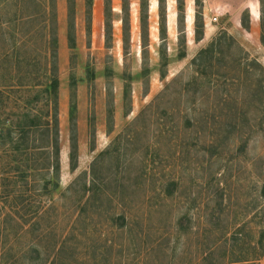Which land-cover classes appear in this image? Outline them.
Returning <instances> with one entry per match:
<instances>
[{
    "label": "rangeland",
    "instance_id": "obj_1",
    "mask_svg": "<svg viewBox=\"0 0 264 264\" xmlns=\"http://www.w3.org/2000/svg\"><path fill=\"white\" fill-rule=\"evenodd\" d=\"M87 1L0 0V125L46 113L19 85L46 84L54 35L60 150L49 197L45 156L0 145V264H264L260 0Z\"/></svg>",
    "mask_w": 264,
    "mask_h": 264
},
{
    "label": "trees",
    "instance_id": "obj_2",
    "mask_svg": "<svg viewBox=\"0 0 264 264\" xmlns=\"http://www.w3.org/2000/svg\"><path fill=\"white\" fill-rule=\"evenodd\" d=\"M53 2L54 0H46ZM70 5L73 6L72 0H69ZM91 1H87L88 10L87 13H91ZM260 4L263 6L264 9V0H260ZM50 12V11H49ZM261 42L264 44V14H262L261 18ZM200 29H198L199 35L202 34L200 24ZM74 22L73 19L69 20L68 24V42L70 48L73 49L75 44L74 39ZM52 36V34H51ZM50 49L51 53L49 59L54 58V61L50 64V73L46 74L48 80L44 86L37 85L33 83V86L27 85V83L23 85H19L21 87H27L34 89L37 94L35 96V102L40 101L42 98L46 99V113L43 111H38L34 109H26L22 113H19L17 116L18 121L15 123L13 127L6 126L5 124L0 125V145L4 146L7 145L10 148V152L17 153L18 158H20L21 162H28L29 161V154L45 156L46 161L48 164V169L51 170V175L48 177H44L42 179V188L39 190L40 193H43L46 196L52 197V195L57 191L59 187L58 183V171H59V130H58V119H57V107H58V88H59V81L57 78V38L56 36H52ZM214 43H211L209 47L206 49L201 50L198 55L193 59L192 64L197 66V71H200L202 67L204 69H210L212 66V61L214 59ZM17 57L19 56L18 63H24L25 65L28 62L25 61L24 55H21V52L16 50ZM219 50H217L218 52ZM216 52V53H217ZM11 53L9 52L6 54V57L11 58ZM22 60L20 61V58ZM26 62V63H25ZM31 63H29L30 65ZM193 80H198L193 78ZM197 82V81H195ZM29 84V83H28ZM5 86V85H2ZM260 90V91H259ZM35 94V95H36ZM260 99H264V82H258V91L256 94ZM127 97V96H126ZM224 101V100H223ZM28 106V104H26ZM72 116H74V104L72 102ZM3 106V102L0 97V108ZM73 119V117H72ZM11 122V121H8ZM236 127L237 125L234 124ZM14 134V135H13ZM41 140L44 145L38 146L36 145L37 141ZM75 141L74 139H71ZM77 145L76 142H72L71 144V152H70V165L71 168L74 170L76 167V159H77ZM16 162V163H21ZM34 170V169H33ZM25 172V175H21L22 181H25L28 178V175ZM11 178V177H10ZM27 183V182H26ZM261 197L264 200V187L261 191ZM17 199V198H16ZM19 202L22 203V198H18ZM263 243L260 241L259 243V252L262 253ZM260 255V254H259ZM232 262V261H231ZM204 264H214V257L211 254L205 255L203 257ZM202 263V264H203ZM234 263V262H232ZM249 260L247 258L242 261H236L235 264H248Z\"/></svg>",
    "mask_w": 264,
    "mask_h": 264
}]
</instances>
